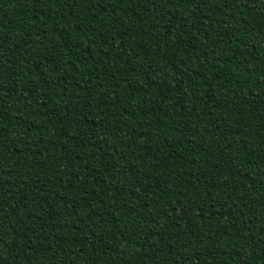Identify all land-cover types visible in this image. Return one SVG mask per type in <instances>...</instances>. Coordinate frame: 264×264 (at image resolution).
<instances>
[{
  "label": "trees",
  "instance_id": "trees-1",
  "mask_svg": "<svg viewBox=\"0 0 264 264\" xmlns=\"http://www.w3.org/2000/svg\"><path fill=\"white\" fill-rule=\"evenodd\" d=\"M0 264H264V0H0Z\"/></svg>",
  "mask_w": 264,
  "mask_h": 264
}]
</instances>
